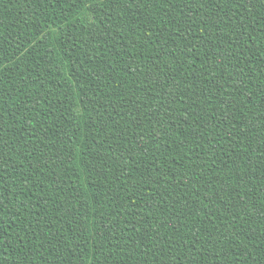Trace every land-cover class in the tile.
Here are the masks:
<instances>
[{
	"label": "trees",
	"instance_id": "16d2710c",
	"mask_svg": "<svg viewBox=\"0 0 264 264\" xmlns=\"http://www.w3.org/2000/svg\"><path fill=\"white\" fill-rule=\"evenodd\" d=\"M0 264H264V0H0Z\"/></svg>",
	"mask_w": 264,
	"mask_h": 264
}]
</instances>
